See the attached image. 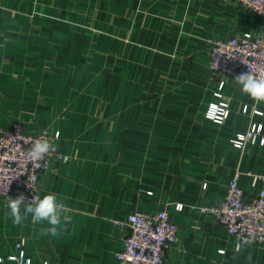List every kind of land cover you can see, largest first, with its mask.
<instances>
[{
    "label": "crops",
    "instance_id": "0c3cea01",
    "mask_svg": "<svg viewBox=\"0 0 264 264\" xmlns=\"http://www.w3.org/2000/svg\"><path fill=\"white\" fill-rule=\"evenodd\" d=\"M244 33L264 36V15L237 0H0V125L59 133L39 186L68 217L53 235L30 215L14 224L0 201V264L22 240L32 264H121L120 223L161 209L178 227L165 264H264V242L237 250L202 211L235 172H264V145L231 144L254 123L264 135V102L210 67L213 43ZM220 100L229 115L216 124L205 114ZM240 185L247 198L260 187Z\"/></svg>",
    "mask_w": 264,
    "mask_h": 264
},
{
    "label": "built area",
    "instance_id": "2783aa9c",
    "mask_svg": "<svg viewBox=\"0 0 264 264\" xmlns=\"http://www.w3.org/2000/svg\"><path fill=\"white\" fill-rule=\"evenodd\" d=\"M243 7L264 15V0H237ZM210 67L212 72L221 74L233 81L241 73L250 71L257 78L264 77V36L244 33L229 39L214 42L210 50ZM224 86L221 81L219 90ZM215 96L222 99V93ZM244 107L243 111H246ZM255 114L262 115L260 111ZM229 115V104L220 100L208 106L205 117L209 121L222 124ZM58 134V135H57ZM49 139L55 145L59 133L54 137L42 134L33 136L25 134L18 124L10 128L0 125V201L8 196L16 198L24 195L25 203L33 197H41L39 180L41 174L49 167V160L57 156V149L38 162H32L27 152L39 139ZM264 145L263 125L254 123L244 133H237L231 139L236 149L242 150L247 144ZM56 146V145H55ZM243 175L252 179V184H260L256 194L247 198L240 185ZM8 187L7 192L5 191ZM183 205H177L182 210ZM216 218L219 225L232 235L236 249L243 245L264 242V172H235L228 181L224 199L214 205L202 208ZM120 226L127 230L123 250L117 254L119 263L127 264H165V251L169 244L177 240V225L171 221L166 210L147 214L135 212ZM25 242L16 244L17 253L8 257L12 264H32L23 249ZM2 259L0 258V263ZM43 264H50L44 262ZM60 264V263H57Z\"/></svg>",
    "mask_w": 264,
    "mask_h": 264
},
{
    "label": "clouds",
    "instance_id": "9594fccd",
    "mask_svg": "<svg viewBox=\"0 0 264 264\" xmlns=\"http://www.w3.org/2000/svg\"><path fill=\"white\" fill-rule=\"evenodd\" d=\"M234 80L243 93L254 101L264 102V77L257 78L256 75L247 71L236 76ZM55 151L56 146L49 139H39L28 150L27 156L35 163ZM8 187L5 188L6 192ZM7 208L14 224H21L30 215L34 223L46 222L49 225L46 231L55 235L61 226L65 206L56 194L47 193L42 198L33 197L28 203H25V197L22 194L16 198L8 196ZM63 221L66 224L68 217L63 216Z\"/></svg>",
    "mask_w": 264,
    "mask_h": 264
},
{
    "label": "rangeland",
    "instance_id": "374dc122",
    "mask_svg": "<svg viewBox=\"0 0 264 264\" xmlns=\"http://www.w3.org/2000/svg\"><path fill=\"white\" fill-rule=\"evenodd\" d=\"M51 5H47V9L45 10V12H44V18H45V21H50L51 20V18L53 17V15H52V11L51 10H49ZM46 23V22H45ZM89 62H96L97 61V59H93V58H91V59H87ZM80 69H83V67H80ZM93 74H95V73H93ZM95 76L96 77H92V85L93 86H95L96 84H98L99 83V74H95ZM128 76H130V75H128ZM88 93H90V95L93 97V98H95V97H97V92H96V90H93L92 88H90V92H89V90H88ZM104 94H102V95H100L101 97L103 96ZM130 97V95H127L126 97ZM127 98H125V100H126ZM128 105V104H127ZM127 105L125 106V109H128L127 108ZM130 109V108H129Z\"/></svg>",
    "mask_w": 264,
    "mask_h": 264
},
{
    "label": "bare ground",
    "instance_id": "6f19581e",
    "mask_svg": "<svg viewBox=\"0 0 264 264\" xmlns=\"http://www.w3.org/2000/svg\"><path fill=\"white\" fill-rule=\"evenodd\" d=\"M58 139V138H57Z\"/></svg>",
    "mask_w": 264,
    "mask_h": 264
}]
</instances>
